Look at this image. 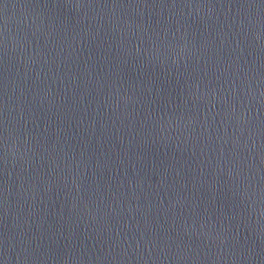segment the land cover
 Returning <instances> with one entry per match:
<instances>
[{"label":"water","instance_id":"water-1","mask_svg":"<svg viewBox=\"0 0 264 264\" xmlns=\"http://www.w3.org/2000/svg\"><path fill=\"white\" fill-rule=\"evenodd\" d=\"M0 264H264V0H0Z\"/></svg>","mask_w":264,"mask_h":264}]
</instances>
